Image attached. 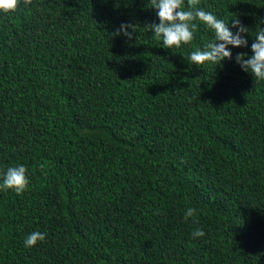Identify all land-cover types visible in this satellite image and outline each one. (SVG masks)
<instances>
[{
    "label": "trees",
    "instance_id": "trees-1",
    "mask_svg": "<svg viewBox=\"0 0 264 264\" xmlns=\"http://www.w3.org/2000/svg\"><path fill=\"white\" fill-rule=\"evenodd\" d=\"M0 264H264V0H0Z\"/></svg>",
    "mask_w": 264,
    "mask_h": 264
}]
</instances>
